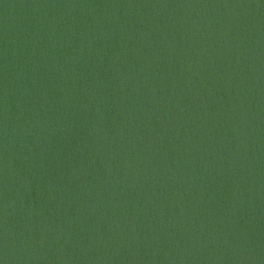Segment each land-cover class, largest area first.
Returning a JSON list of instances; mask_svg holds the SVG:
<instances>
[{
	"label": "water",
	"instance_id": "95a60500",
	"mask_svg": "<svg viewBox=\"0 0 264 264\" xmlns=\"http://www.w3.org/2000/svg\"><path fill=\"white\" fill-rule=\"evenodd\" d=\"M0 264H264V0H0Z\"/></svg>",
	"mask_w": 264,
	"mask_h": 264
}]
</instances>
